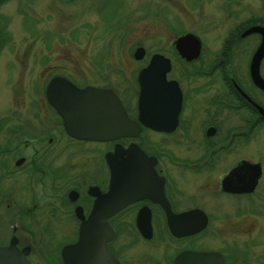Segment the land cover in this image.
<instances>
[{
	"label": "flooded vegetation",
	"instance_id": "flooded-vegetation-1",
	"mask_svg": "<svg viewBox=\"0 0 264 264\" xmlns=\"http://www.w3.org/2000/svg\"><path fill=\"white\" fill-rule=\"evenodd\" d=\"M27 3L0 0L6 262L63 264L61 250L73 246L68 264H264V53L254 57L264 42V0H198L196 26L167 36L163 131L138 121L137 73L149 57L123 76L119 65L100 60L69 66L44 58L42 45L12 42L10 20L25 18ZM186 33L199 41L188 59L173 44ZM55 77L112 90L138 133L110 140L69 134L58 94L46 91ZM77 104L93 111L92 128H106L99 99ZM81 120L70 116L73 126ZM129 146L145 155L125 154ZM114 148L121 154L108 156ZM247 163L258 164L259 175L252 190L240 191L251 176ZM240 167L231 190L224 188Z\"/></svg>",
	"mask_w": 264,
	"mask_h": 264
},
{
	"label": "rangeland",
	"instance_id": "rangeland-1",
	"mask_svg": "<svg viewBox=\"0 0 264 264\" xmlns=\"http://www.w3.org/2000/svg\"><path fill=\"white\" fill-rule=\"evenodd\" d=\"M25 18L12 16L13 43L43 46L44 58L69 66L100 60L119 65L128 75L131 64L140 68L150 54L166 53L170 39L196 26L198 0H27ZM14 2L10 8L13 10ZM18 7V4H17ZM215 13L213 4H204ZM13 15V14H12ZM44 45H51L46 48ZM145 49L141 60L132 58L136 46ZM132 68V69H134ZM131 69V70H132ZM254 153V147L251 146ZM256 154H259L258 151ZM264 164V163H263ZM264 187V165L261 177ZM247 205V204H246ZM264 236L263 233L261 234Z\"/></svg>",
	"mask_w": 264,
	"mask_h": 264
},
{
	"label": "water",
	"instance_id": "water-1",
	"mask_svg": "<svg viewBox=\"0 0 264 264\" xmlns=\"http://www.w3.org/2000/svg\"><path fill=\"white\" fill-rule=\"evenodd\" d=\"M175 49L178 53L186 58H193L198 53L199 41L191 33H186L178 36L173 41ZM189 44L190 49L188 51L183 50V46ZM264 53V42L256 50L254 57L256 61ZM144 54V49L141 46L134 48L132 52V58L139 60ZM166 57L160 53H152L149 56L147 64L142 67L137 73L138 83V97H137V109H138V121L145 127L154 130H166ZM264 87V82H260ZM46 91L48 93L54 92L59 100L58 110L64 120V127L66 131L80 138L95 139V140H110L123 135H136L139 131V127L136 123L131 122L119 100L110 89H95L93 87L77 88L71 82L62 77L52 78ZM99 99L102 104L101 116L106 117L105 129L97 130L92 128V124L96 123L94 120L89 119L88 113L93 112L87 110L85 104H77L78 102H85L88 100ZM72 102V104H70ZM74 102V104H73ZM81 118L78 122L80 126H73L70 121V116ZM130 147L125 150L127 155L144 156L145 154L136 146ZM121 152L117 148H114L112 154L108 156L120 155ZM246 167L250 168L251 176L249 183L246 187L240 188V191H250L253 189L257 176L259 175V165L247 163ZM239 169V170H238ZM234 171H231L223 180L222 185L227 187L228 181L233 176L242 170V167ZM228 190H231L229 188ZM82 242H78L74 245L77 250L78 246ZM73 246H65L61 250V256L63 264H68V251ZM9 248H0V264H17L14 260H8L6 262L5 253ZM18 264H28L25 260L20 259Z\"/></svg>",
	"mask_w": 264,
	"mask_h": 264
}]
</instances>
